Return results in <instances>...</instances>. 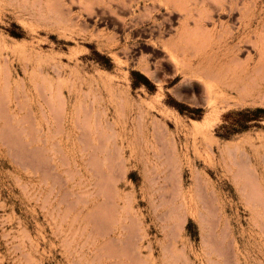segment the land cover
<instances>
[{
    "label": "rangeland",
    "instance_id": "1",
    "mask_svg": "<svg viewBox=\"0 0 264 264\" xmlns=\"http://www.w3.org/2000/svg\"><path fill=\"white\" fill-rule=\"evenodd\" d=\"M0 264H264V0H0Z\"/></svg>",
    "mask_w": 264,
    "mask_h": 264
}]
</instances>
